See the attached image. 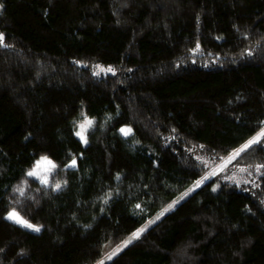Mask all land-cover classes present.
Listing matches in <instances>:
<instances>
[{"label": "trees", "instance_id": "obj_1", "mask_svg": "<svg viewBox=\"0 0 264 264\" xmlns=\"http://www.w3.org/2000/svg\"><path fill=\"white\" fill-rule=\"evenodd\" d=\"M0 6V264H96L109 244L103 264H264V137L237 158L256 189L215 175L177 202L264 128V0ZM42 154L76 167L35 231L7 194Z\"/></svg>", "mask_w": 264, "mask_h": 264}, {"label": "rangeland", "instance_id": "obj_2", "mask_svg": "<svg viewBox=\"0 0 264 264\" xmlns=\"http://www.w3.org/2000/svg\"><path fill=\"white\" fill-rule=\"evenodd\" d=\"M108 69H111V71H108ZM91 72L96 77H101L104 75H110V74L116 73V71H114V69L112 67L102 66V65L94 66L92 68ZM85 121L86 120L82 119L78 123V125H80L81 123H85ZM122 128L123 129H130V127H128V126H125ZM261 130H264V128H262ZM261 130L259 132H261ZM78 131H80V129H78ZM258 133H256L253 137H255ZM84 135H85V133H84ZM253 137H251L249 140L253 139ZM261 139H262V137H261ZM248 141L245 142L242 146L247 144ZM252 145H254V144H252ZM252 145H250L249 147H251ZM242 146L237 148L236 150H234L227 159H225L220 164H218L217 166L212 168L207 173V175L205 176V177H207V179H204L205 177H203L202 179L198 180V181H201V183H199L198 186H197L198 181H196L188 190H186L183 194H181L177 198V202L183 201L190 194H192L196 190V188L201 186L204 183V181H207L210 178H214L213 176H215V175H217V179H220L223 182L232 183L233 185H236L239 188H243V189H247V190L256 189L258 187L257 182L255 181L256 176H253L252 174H249L247 176V172H248L249 167L241 166L237 163V158L239 155L235 156L229 162V158L232 157L233 154L235 152H237V150L241 149ZM242 152L243 151H241L240 153H242ZM41 157H48L51 161H53L57 165V167L52 171L46 172L45 169L48 168L49 166L47 164H42L39 168H36V171L39 173V177L28 176L27 173L34 169L36 162L38 160H40ZM38 160L30 168L27 169L25 174L19 179V181L8 192L7 200L9 202V212H8L7 216H9L10 212H13V211L18 212L19 215L24 220H26L29 224L34 225L35 227L39 228V230H40L41 229L40 228L41 223L38 222L37 220H35V218H34L36 210L38 208H40V206L42 207L45 204V201L48 200V198L50 197V195L53 192H55L56 190H59L65 184V172H66V170L68 168L76 167V164L74 167H70V165L72 164V161H70L67 165L61 166L58 163H56L54 160H52L46 154H42ZM253 171L256 173H260L258 167H254ZM250 172H252V170ZM45 176L48 179L47 184L42 183V180H41V178L45 177ZM56 183H59L61 185V187L59 189L55 188ZM18 187L23 188V195H21L20 192H18L16 190ZM185 193H187V195H185ZM161 218H162L161 213L155 215L152 219L149 220V222H147L144 226H142L139 229V230L143 229L142 232H140L139 230L137 231V232H139V235L144 233L150 226L157 223ZM10 220L16 222L13 219H10ZM22 226H24V225H22ZM26 228H28V227H26ZM28 229L34 230L32 228H28ZM117 247L118 246L115 244L107 245L103 251V258L100 261H98L96 264H101V262H104V260H108L109 256L112 255L116 251Z\"/></svg>", "mask_w": 264, "mask_h": 264}, {"label": "snow or ice", "instance_id": "obj_3", "mask_svg": "<svg viewBox=\"0 0 264 264\" xmlns=\"http://www.w3.org/2000/svg\"><path fill=\"white\" fill-rule=\"evenodd\" d=\"M0 7H2V6H0ZM2 39H3V36H2V34H0V40H2ZM108 71H111V69H108ZM92 123H93L92 120H88V119H86L85 123H81V124L79 125L80 131L76 132V135H77L78 137H80L81 141L84 142V143H87V139H86V136L84 135V133L87 131V128L90 127V126L92 125ZM120 131H121L122 134H124V135H128V134H130L131 129H123V128H122ZM261 137H264V130H261V132H259L255 137H253V139L249 140L247 144H245L244 146H242L241 149L237 150V152H235V153L233 154V156L229 158V162H230L231 159H233L235 156H238V155L240 154L241 151H244L245 149H247L250 145L255 144V143H259ZM42 164H47V165L49 166L48 168L45 169L46 172L52 171V170H54V169L57 167V165H56L53 161H51L48 157H41L40 160H38V161L36 162V165H35L34 169L31 170V171H29V172L27 173V175H28V176H33V177H39V173L36 171V168H39ZM75 164H76V160H75V158H73V160H72V164L70 165V167H74ZM262 166H264V165H262ZM204 179H207V177H205ZM41 180H42V183H44V184H47V183H48V179H47L46 176H45V177H42ZM199 183H201V181H198V182H197V186L199 185ZM60 187H61V185H60L59 183H56V184H55V188H56V189H59ZM16 190H17L18 192H20L21 195H23V188L18 187ZM185 195H187V193H185ZM137 207H139V205H137ZM171 207H172V205H169V208H171ZM167 210H168V209H165V211H167ZM162 214H163V213H161V215H162ZM8 218H9V219H13V220H15V221L18 222V223H21L22 225H24V226H26V227H28V228H32V229H34L35 231H39V228L35 227L34 225L29 224L26 220H24V219L19 215L18 212H15V211L10 212ZM139 231L142 232L143 229H141V230H139ZM138 236H139V232L134 233V234H133V237L129 238V240H127V241L124 242V246H127L128 243H131V239H133V238H137ZM120 250H121V249H120L119 247H117L116 252H118V251H120ZM114 254H115V252L113 253V255H114ZM110 258H111V256H109V259H110ZM101 264H103V262H101Z\"/></svg>", "mask_w": 264, "mask_h": 264}]
</instances>
